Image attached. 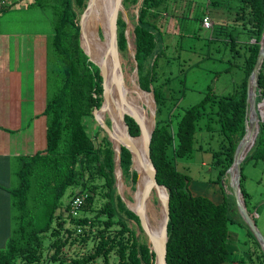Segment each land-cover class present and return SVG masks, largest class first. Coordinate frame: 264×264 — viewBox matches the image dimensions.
Segmentation results:
<instances>
[{"label": "trees", "instance_id": "16d2710c", "mask_svg": "<svg viewBox=\"0 0 264 264\" xmlns=\"http://www.w3.org/2000/svg\"><path fill=\"white\" fill-rule=\"evenodd\" d=\"M139 1L123 0V6L138 9L133 26L138 84L142 90H152L156 103L150 155L157 182L169 192L167 264H225L231 205L225 199L215 203L207 197L192 195L190 177L178 169L176 160L191 156L199 120L209 108L207 114L214 115L205 128L210 129L212 123L218 124V131L224 136L225 156L219 174L227 177L226 170L232 163L234 150L244 135L245 85L264 29V0H236V20H241L248 36L245 74L240 88L218 98L209 92L181 115L172 113L179 116L174 126L172 118L163 120L160 117L161 92L150 88L148 80L141 76L143 70H148L150 79L154 77L151 71L157 59L159 33L157 23L150 17L158 16L163 0H141L138 5ZM86 4V0H31L28 4L49 12L52 18L50 35L44 44L45 103L41 112L45 120L44 144L31 154L18 156L15 171L18 182L9 188V210L13 211L9 220L11 231L5 245L0 247V264H94L99 256L103 264H109L112 253L116 264H152L153 261L146 240H142L128 223V220L134 221L142 231L137 216L116 192L114 151L92 115L93 109L102 103V79L98 67L88 61L80 47L79 17ZM108 12L109 9L100 16L99 26L106 24ZM117 26L122 53L127 49L126 22L122 17L118 18ZM263 79L264 62L257 86L261 87ZM257 98L259 101L260 97ZM15 102L13 110L18 106V97ZM85 116H90L95 123L91 135L82 122ZM125 121L130 135L138 136L139 129L133 119L125 116ZM106 123L110 124L108 119ZM8 130L15 132V128ZM255 140L241 163L240 193L244 200L247 193L242 185L243 166L249 161L264 162V121L260 123ZM120 165L124 179H130L134 189L137 174L132 169L131 154L124 147L121 148ZM69 188L70 198L83 197L81 211H90L91 216H72L70 201L66 204L65 215L57 212L61 197ZM249 233L253 236L251 231ZM89 239L92 240L91 248L82 253L81 248ZM70 247H74L73 253ZM257 258V264H264V255Z\"/></svg>", "mask_w": 264, "mask_h": 264}, {"label": "rangeland", "instance_id": "374dc122", "mask_svg": "<svg viewBox=\"0 0 264 264\" xmlns=\"http://www.w3.org/2000/svg\"><path fill=\"white\" fill-rule=\"evenodd\" d=\"M15 3L16 1H13L12 5H15ZM220 3L219 8L216 9L209 0H163L161 3L162 9L159 10L158 16L150 17V20L157 23L159 49L156 54L157 59L153 72L151 71L154 75L153 79H150L149 73H146L148 70H143L141 76L148 80L150 88L161 92L162 107L160 117L163 120L172 118L174 120L173 126L175 121L179 119V116L176 117L177 114L181 115L187 107L200 102L206 94L210 92L215 95V98H218L229 92L231 93L240 88L239 85L244 78V60L248 53L246 47L248 36L241 25V20H236L238 18L236 17V0ZM10 8L1 12L0 24L3 29L8 31L10 29L14 32L16 30L19 33L18 37L26 31L39 32L42 34L41 36L47 39L46 37L50 35L52 19L49 12L36 6L21 10L14 7ZM107 9L110 10V7L108 6ZM124 9L125 14L120 13L119 17L124 18L127 23V27H125L126 36L132 50H134L133 26L137 20L138 9L134 6ZM204 17L208 18L210 26L203 25L202 20ZM100 29L101 27L99 26V37L104 39L101 37ZM14 39L17 41L10 42L11 68L17 69L20 58V47L18 46L20 38L14 37ZM103 42L105 43V41ZM121 57L124 75L128 73L135 77L138 83V74L134 76L135 61L132 54L126 49L121 53ZM128 83L130 84L129 81ZM110 108L113 109L112 105H110ZM145 108L148 109L143 106L144 110ZM208 109L204 112L203 118L199 120V128L193 140L191 156L178 158L176 164L180 171L190 177L189 191L192 195L204 196L216 203L225 199L231 205L232 209L229 212V216L232 217V220L229 222H233L238 217V209L233 195L230 194L227 177L219 174L220 164L224 161L222 158L225 156L223 150L225 149L226 141L222 144L224 136L218 131V124L212 123L210 129L205 128L206 124H208L207 122L210 119L212 120L214 115V113H212L213 115L207 114ZM172 113L176 115L173 116L171 115ZM94 121L90 116H85L82 119L89 135L94 132ZM217 159L218 161L216 162ZM250 164L252 163L249 162L243 166V174L252 173V179L254 177L255 183H257L256 181L259 177L264 180V174L260 176L261 171H264V163L258 161L256 167L253 168ZM13 166L16 171L17 164H13ZM11 171L13 170H10L8 182L5 183L6 180L0 182V184L8 188L16 186L18 182L17 176ZM122 178L124 185L120 186L121 192L127 199L131 200V195H133L131 181L130 179H124L123 174ZM242 185L248 187V189L253 187V191L250 193L254 196V199L261 196L262 193L257 194L260 192L257 188L261 186L257 187V184L253 186L249 179H243ZM69 193L70 188L61 197L60 206L57 210L63 215L66 214V204L71 200ZM151 196L154 208L158 214L160 203L155 193ZM247 196H249L248 193ZM247 196L245 199L248 201ZM5 210L7 211V208ZM10 213L12 215L13 211L11 210ZM79 214L91 216L92 212L81 211ZM9 219H12V216ZM229 222L227 223L228 229L230 228V225L228 226ZM128 223L134 227L137 235L147 242V236L143 231L139 230L138 225L131 220H128ZM152 223L154 224L153 220ZM245 228L251 231L248 226ZM253 239H256L254 235ZM6 240L7 237L0 238V247L5 245ZM91 245L92 240L89 239L85 246L81 248L82 251H80L87 253ZM73 249L74 247H70L72 253ZM49 264L59 263L50 262ZM94 264H103L102 257H97L94 260ZM109 264H116V257L113 253L109 256ZM245 264L257 263L253 258L252 261L248 260Z\"/></svg>", "mask_w": 264, "mask_h": 264}, {"label": "water", "instance_id": "95a60500", "mask_svg": "<svg viewBox=\"0 0 264 264\" xmlns=\"http://www.w3.org/2000/svg\"><path fill=\"white\" fill-rule=\"evenodd\" d=\"M96 0H88L86 7L79 17V42L80 47L87 56L88 61L92 62L99 69V74L102 79V103L98 108H94L92 111L93 118L95 122L101 127V129L107 135L109 141L111 142L115 159H114V177H115V187L117 193L119 194L121 200L126 205V207L132 211L139 220V225L142 231L147 236L148 249L153 253L152 264H167L166 254H167V230L169 222V192L168 189L157 182L156 179V168L152 162L150 155V144L152 133L156 125V104L154 100V95L152 90L143 92L151 95L153 100V109L150 112L152 117L151 126L148 128L141 116L132 109L126 110V112L121 115V122L125 128V135L119 134L113 124V118L110 112L109 97L110 90L106 80V64L104 57L109 56L112 64V69L116 75L115 85L116 90H118L120 101L125 104L124 99V71L121 52L118 46V26L117 20L119 14H125V9L123 6V0H112L111 9L109 10L106 26L101 27V34L105 41V49L103 54V59L100 62H97L91 58L90 51L86 49L83 45V40H85V26L88 20L89 15L93 11ZM141 0L137 3L140 4ZM125 21V19L123 18ZM126 22V21H125ZM127 27V23H126ZM261 38L259 41V50L255 63L252 67L251 72L249 73L246 80V108H245V121H244V135L234 150L233 160L229 168L226 170V173L229 178V184L235 203L238 209V213L242 218L243 222L248 226L253 235L256 237L262 252L264 254V237L261 232L258 230L254 220L251 215L248 213L245 206L241 189V163L252 149L255 144V139L258 136L260 123L264 121V110L260 109L259 102L257 101V89H258V78L260 69L262 68L264 62V29L261 32ZM127 42V49L132 54L133 58L135 56V48L132 50L126 32L125 35ZM135 61V58H134ZM134 75L137 76V63L135 61ZM106 116L110 122L108 125L106 123ZM125 116L133 119L139 129L138 136H132L129 133L128 125L125 121ZM141 137L142 139V150H139L137 146L132 143L131 138ZM126 148L131 154L132 169L136 172L137 178L134 184L133 196L131 200L127 199L125 195L121 192L120 184L124 185L122 178V169L120 165V153L121 148ZM135 165H138L143 170V175H140L139 171L135 168ZM163 191V192H162ZM155 193L158 202L160 203V215L159 222L156 226V229L153 228L151 223V211L149 210V205H153L151 201V194ZM137 196V205L132 207L130 204L135 202V197Z\"/></svg>", "mask_w": 264, "mask_h": 264}, {"label": "crops", "instance_id": "0c3cea01", "mask_svg": "<svg viewBox=\"0 0 264 264\" xmlns=\"http://www.w3.org/2000/svg\"><path fill=\"white\" fill-rule=\"evenodd\" d=\"M13 1L16 3L15 5L11 4L10 7L18 10L28 9V4L31 2V0ZM224 1L228 3L230 0H209L216 9L219 8L220 2ZM10 7L7 9H11ZM3 11H0V15ZM18 35L16 30L15 32L10 29L9 31L5 30L0 24V182L6 180L5 183L8 182L10 170L16 174L13 164L18 163V156L31 154L44 144L45 120L41 112L45 103V38L39 32L34 31L23 32L20 37ZM14 37L20 38L18 44L20 58L17 69L11 68L10 42L17 41ZM17 97L19 99L18 106H14L13 110ZM13 128H15V132L8 130ZM249 162L252 163L250 165L253 168L256 167L258 161ZM263 174L264 171H261L260 176ZM259 178L255 183L252 173L244 175V179H249L253 186L254 184H257V187L261 186L257 188L260 190L257 194H262L259 198L254 199L250 193L253 191V187L248 189L243 186L245 193L249 194L248 201L243 200L258 230L264 235V180L262 178L259 180ZM227 185L231 194L228 175ZM10 196L9 188L1 184L0 238L7 237L10 233ZM223 201L224 199L217 203ZM237 215L238 217L233 222H229L230 228H227L228 242L225 264H245L248 260L252 261L253 258L258 263V255H264L261 247L245 228L247 226L242 222L239 213Z\"/></svg>", "mask_w": 264, "mask_h": 264}, {"label": "bare ground", "instance_id": "6f19581e", "mask_svg": "<svg viewBox=\"0 0 264 264\" xmlns=\"http://www.w3.org/2000/svg\"><path fill=\"white\" fill-rule=\"evenodd\" d=\"M111 5L112 0H96L95 5L93 7V11L89 15L85 26V40H83V45L88 51H90L91 58L97 62H100L103 59L105 49V43L101 40L98 33L99 20L100 16L103 14V12L107 9L108 6L111 9ZM104 59L106 64V80L110 90L109 105H112L113 107V113L111 111V108L110 112L113 118L114 127L119 132V134L124 136L125 128L121 122V115L122 113L126 112V110L132 109L135 110L141 116L145 125L149 128L152 123V117L150 116V112L153 109V100L151 98V95L143 92L140 89L139 84L135 80V77L129 75L128 73H125V88H123L125 104H123L120 101L118 90H116V75L114 74V71L112 69L111 60L109 56L104 57ZM128 81L130 82V84L128 83ZM143 106H146L148 109L145 108L144 110ZM131 140L132 143H134L139 150H142L141 137L131 138ZM135 168L139 171L140 175H143V170L140 166L135 165ZM120 186H122V184H120ZM153 194L154 192L151 195ZM134 197L135 202H133V204H130L132 207H136L137 205V196ZM148 208L151 211V223L153 220V228L156 229V226L159 222L160 212H158L157 214L154 206H152L151 204Z\"/></svg>", "mask_w": 264, "mask_h": 264}, {"label": "built area", "instance_id": "2783aa9c", "mask_svg": "<svg viewBox=\"0 0 264 264\" xmlns=\"http://www.w3.org/2000/svg\"><path fill=\"white\" fill-rule=\"evenodd\" d=\"M12 3V0H0V9L9 6ZM204 26H210V22L207 17H204L202 20ZM261 87L258 86L257 89V96L260 97L259 99V107L260 109L264 110V79L262 81ZM83 204V197L77 195L73 196L69 202V212L72 216H80L81 206Z\"/></svg>", "mask_w": 264, "mask_h": 264}]
</instances>
